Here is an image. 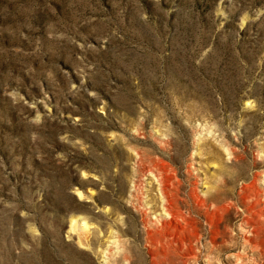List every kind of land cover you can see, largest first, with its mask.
<instances>
[{
    "label": "rangeland",
    "instance_id": "obj_1",
    "mask_svg": "<svg viewBox=\"0 0 264 264\" xmlns=\"http://www.w3.org/2000/svg\"><path fill=\"white\" fill-rule=\"evenodd\" d=\"M0 264H264V0H0Z\"/></svg>",
    "mask_w": 264,
    "mask_h": 264
},
{
    "label": "bare ground",
    "instance_id": "obj_2",
    "mask_svg": "<svg viewBox=\"0 0 264 264\" xmlns=\"http://www.w3.org/2000/svg\"><path fill=\"white\" fill-rule=\"evenodd\" d=\"M173 215V214H172ZM173 218V217H172Z\"/></svg>",
    "mask_w": 264,
    "mask_h": 264
}]
</instances>
